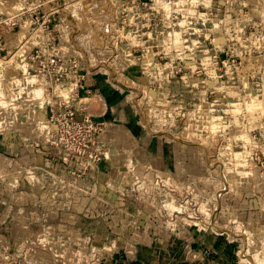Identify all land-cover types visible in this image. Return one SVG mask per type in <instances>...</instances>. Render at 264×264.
I'll return each instance as SVG.
<instances>
[{
  "label": "rangeland",
  "instance_id": "1",
  "mask_svg": "<svg viewBox=\"0 0 264 264\" xmlns=\"http://www.w3.org/2000/svg\"><path fill=\"white\" fill-rule=\"evenodd\" d=\"M76 1H69V11L78 34L79 17L83 20L78 44L90 70H98V77L106 70L119 72L117 80L125 84L121 89L128 105L118 108L117 114L121 111L122 116L137 120L131 135L138 139L126 138L119 144L130 154H118L113 148L116 141L112 147L105 134L104 149L111 151L106 155L108 163L115 167L126 163L141 194L144 184L152 185L150 179L158 174L155 169L161 161L156 150H174L180 172L173 182L164 180L158 190L165 197L162 206L156 205L164 222L169 225V218L176 215L181 232L194 230L203 236L201 242L210 235L232 246L229 260L213 264H264V0H153L150 7L158 13L155 24L151 28L137 24L138 32L125 37L142 55L140 60L115 58L111 42L97 43L100 18L94 23L86 17L87 23ZM26 31L21 30L19 40ZM13 52L0 58V136L5 129L9 137L14 110L23 108L25 101L41 105L48 100L37 81L21 77ZM109 76L112 81L114 75ZM69 92L55 90L57 95ZM83 99L81 104L108 132L107 100L104 107L96 95ZM167 157L173 155H165L166 161ZM2 172L7 168L0 171V191L6 188L0 198L7 200L13 196L15 179L7 176L2 183ZM154 188L147 190L152 194ZM60 206L53 202L48 207L51 221L40 220L42 208L37 220L19 231L12 224V203L0 201V264L108 260L111 251L100 239L105 228L102 213L82 217L81 205L68 203V212ZM200 256L196 264H209L207 257Z\"/></svg>",
  "mask_w": 264,
  "mask_h": 264
},
{
  "label": "built area",
  "instance_id": "2",
  "mask_svg": "<svg viewBox=\"0 0 264 264\" xmlns=\"http://www.w3.org/2000/svg\"><path fill=\"white\" fill-rule=\"evenodd\" d=\"M69 1L0 0V58L5 59L14 50L11 57H15L16 61L19 59L16 70L21 77L37 81L48 97L47 102L41 105L33 100L25 101V106L14 110L10 118L13 135L9 137L5 129L1 132L0 171L7 168L6 173H1V182L4 183V178L8 176L15 179V184L13 196L7 200L0 198V201L12 203V224L21 231L26 228L28 221L37 220L36 216L42 208L43 218L40 220L51 221L47 209L49 206L51 208L53 202H58L60 208L68 212V203H77L81 196H89L94 192L97 195L96 187L101 191L103 188L96 202L82 206V217L89 214L95 217L102 213L105 228L101 241L106 242L104 244L111 253L119 252L126 260L133 261L134 252L138 249L134 227L126 228L119 222L120 226L115 224L114 219L123 213L128 221L135 222L146 235L158 236L155 234L157 229L159 233L165 232L171 242V239L182 233L181 227L177 226V217L174 215L173 219L169 218L172 225H167L163 212L156 205L162 206L164 203V194L158 192L159 188L164 187V180L173 182L175 179L156 174L154 179H150L152 185L144 184V191L140 194L131 182L130 168L123 163L118 166L122 168L121 175L112 186L107 176V180L99 184L86 180L93 178L103 160L109 161L106 155L111 152L109 148L110 144L113 147V140L108 147L110 152L105 150V134L108 132L104 124L90 114L86 104H81L83 98L89 99L94 95L100 98L101 94L86 84L90 64L88 66L84 48L78 44L83 33L80 27L79 34L78 31L76 33L77 23L69 11L72 6ZM76 2L80 3L81 12L85 11V21L88 17L95 23L100 18L97 24L101 34L97 43L111 42L115 58L121 55L123 59L138 56L140 60L139 56L142 55L137 54L138 50L125 37L138 32L137 24L147 28L155 24L158 13L150 7L153 6V0ZM16 3L22 7L16 8ZM23 29L27 30L26 37L19 40L18 35ZM56 89H70V92L67 96L57 95ZM32 155L39 156L40 161L31 162L29 156ZM151 186H155L153 191H156L152 194L147 190ZM117 187L119 189H115ZM3 189L0 197L5 195L6 188ZM132 203L143 213L139 220L125 211V207ZM59 215L65 216V213L60 212ZM98 226L103 229L102 224ZM104 263V258L95 260V264Z\"/></svg>",
  "mask_w": 264,
  "mask_h": 264
},
{
  "label": "crops",
  "instance_id": "3",
  "mask_svg": "<svg viewBox=\"0 0 264 264\" xmlns=\"http://www.w3.org/2000/svg\"><path fill=\"white\" fill-rule=\"evenodd\" d=\"M96 71L90 70L86 76V84L92 86L93 90L102 92L101 97L99 98L97 96V98H99L104 107L106 104L105 100H107L109 105V114L105 119H103L105 122H107L106 128H108V136L111 140H113L112 144L115 141L117 143L116 146H114L115 150L118 154H130V150L128 147H123V143L126 141V138L138 139L137 136L131 135V130L133 128L132 123L133 121L135 122L137 120H135V116L133 115H127V117L122 116L121 111L117 114L118 108L121 109L123 106L126 108L128 105L126 104L127 99L124 95V92L121 89L122 85L125 84L117 80V74L120 75L119 72L116 73L114 70H106L108 75L102 73V76L98 77L95 74L97 73ZM138 72L142 76L141 70H138ZM110 74L114 75L111 78L112 81H110ZM128 74L126 72V75ZM120 142H123L121 147L119 146ZM156 151V154L160 155L161 162L158 163L159 167H157L155 171L163 176H177V174L180 172V164L174 156V150L163 148L157 149ZM169 154L173 155V157H167L166 161L165 155L169 156ZM29 160H31V162L35 161L37 163L40 161V157L37 155H32L29 156ZM120 171H122L121 167H115V165L109 164L106 161L98 166L92 179L87 178L86 180L90 183L96 182L99 184V182L104 181L105 177L107 176L109 178V185L112 186L117 183V180L120 177L118 175H121ZM96 191H98L97 195H95L94 192L89 196H81L76 204L81 205L82 207L90 202H96V197L100 198L101 190L96 187ZM125 211L128 212L129 215L133 216L136 220H139L143 217V213L139 211L134 203L126 206ZM114 220H116L114 221L115 224H119L120 222L123 225H126V228L134 227V236L138 239V249H136L134 252L135 258L133 261L126 260L125 257L119 252H113L111 253L110 258L105 260L104 264H196L201 259L200 255L207 257L206 261L209 262V264H213V262H219L223 260L226 261L231 258V254L229 252L231 250L229 248L232 246H225V244L218 243V238L210 235L204 237V239L202 238L203 241L201 242L200 239L203 236L197 234L194 230H189L188 233H185L184 230V232L180 233L177 237L171 239V242H169L167 234L165 232L159 233L157 229H155V234H159L158 236L146 235L144 231L138 229V226L135 224V222L128 221L126 215L123 213L118 214ZM117 229L120 228L117 227ZM187 237L192 240L189 242Z\"/></svg>",
  "mask_w": 264,
  "mask_h": 264
},
{
  "label": "bare ground",
  "instance_id": "4",
  "mask_svg": "<svg viewBox=\"0 0 264 264\" xmlns=\"http://www.w3.org/2000/svg\"><path fill=\"white\" fill-rule=\"evenodd\" d=\"M79 14V13H78ZM80 15V14H79ZM82 16V15H81ZM83 17V16H82ZM79 19H80V21L78 22V24H79V26L80 27H83L82 25H84V23H83V20H82V18H80L79 17ZM87 19V18H86ZM82 30V29H81ZM83 31V30H82ZM90 32V31H89ZM32 91V90H31ZM29 93V95H32V94H30V92H28ZM64 96V95H63ZM181 135V134H180Z\"/></svg>",
  "mask_w": 264,
  "mask_h": 264
}]
</instances>
